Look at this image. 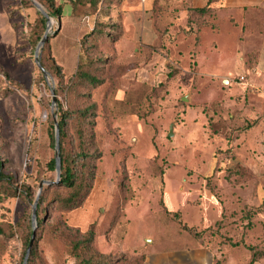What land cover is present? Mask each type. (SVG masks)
<instances>
[{
  "label": "rangeland",
  "instance_id": "1",
  "mask_svg": "<svg viewBox=\"0 0 264 264\" xmlns=\"http://www.w3.org/2000/svg\"><path fill=\"white\" fill-rule=\"evenodd\" d=\"M190 1L104 0L97 23L112 25L107 28L114 37H120L117 31H121V40L117 48L102 41L99 54L112 57L109 66L116 77H101L103 83L93 88L76 87L73 95L67 83L86 58L78 55L75 25L89 16L93 27L96 15L86 6H65L59 39L76 57L64 69L63 88H58L56 77L43 76L35 63L37 46L32 49L29 44L30 32L43 15L32 0H0V162L3 173L12 178L9 186L0 182V264H23L28 248L24 239L33 229V204L40 184L57 179L56 170L50 171L47 163L55 157L59 106L62 111L90 107L94 114L90 119L95 126L86 129L85 139L93 181L83 204L69 211L51 202L55 189L47 192L30 264H79L74 246L96 262L142 264L148 250L183 246L179 235H192L184 226H200L196 231L210 236L212 230L203 227L219 219L222 210L219 230L212 226L218 232L213 234L216 240L233 246L243 243L264 253L261 88L243 90L252 74L246 70L240 82L233 71L234 87L243 92L232 96L236 105L229 104L224 98L229 85L223 78L202 75L204 57L192 53L173 57V47L186 52L198 35L227 45L212 69L218 60L228 70L233 69V59L244 63L240 57H230L235 40L228 37L227 25L220 35L204 34L200 24L196 30L194 24L201 20L190 13ZM52 22L51 50L59 27L58 20ZM138 24L148 32L144 40L149 43L137 46L136 53L126 51ZM157 32L161 37L156 42ZM71 139L69 130L66 147L76 152L77 141ZM204 186L222 206L203 195ZM15 189L14 196L6 192ZM195 200L201 206H194ZM90 231L94 240L86 244Z\"/></svg>",
  "mask_w": 264,
  "mask_h": 264
},
{
  "label": "crops",
  "instance_id": "2",
  "mask_svg": "<svg viewBox=\"0 0 264 264\" xmlns=\"http://www.w3.org/2000/svg\"><path fill=\"white\" fill-rule=\"evenodd\" d=\"M73 1L74 0H57V2L64 7L62 18L65 13V6L68 4L73 5ZM190 3L191 7L197 9L206 6L209 7V13L206 17L208 18V24L204 26V34L206 32H211L212 34L220 35L223 25H227L229 29L227 34L228 37L232 39V41L235 40L233 42L234 46L232 47V54L230 57H240L239 61H243L244 63H239L236 59H233L230 63L233 69L228 70L221 68V61L218 60L216 63L217 65L212 69V63L219 57H223L222 51L227 45L220 40L210 42L207 40L204 41V39L197 38L198 35L193 36V41L187 46L186 52H181L180 49L176 51L177 47H173L176 51H173V57H182L183 54H186V57H191V53L194 54L195 57H204V60L202 58L204 62V71L202 75L210 78H223V82L230 86L227 87L224 97L229 104L236 105V101L232 99V96L240 94L243 92L242 89L245 90L247 87L253 89L261 88V96L264 100L262 95L264 84L260 82L264 81V0H192ZM70 15L74 16L75 14ZM62 18L59 32L52 39L51 44L54 57H59V59H57L58 62L66 69V66L72 63V57H76V54L70 52L67 45L63 44L59 39V34L63 28ZM85 19L86 18L82 19L81 22H76L75 25L79 46L80 39L93 29ZM137 32V35H134L129 41V47L126 51L132 49L133 52L136 53L139 51V47L137 46L145 47L149 43L144 40L148 32H146V30L144 31L142 25L138 24ZM154 36V41L156 40L157 42L161 37V33L157 32ZM119 41L115 44L116 48ZM79 53L80 49L78 55ZM158 54H161V56L159 55L160 57L164 56L161 49L158 50ZM155 56L158 55L156 54ZM241 57L247 58H243L242 60ZM248 58L250 59L249 61ZM249 65H252L251 69ZM246 70L252 74L250 83L246 84V87L242 89L234 87L231 74L236 72L239 79L240 76H247V73H245ZM204 188L203 195L222 206V203H220L212 192L208 190L209 188L207 189L206 186H204ZM192 203L197 207L202 204V202L198 203L197 200ZM222 215L223 210L219 219L209 226H202L203 229L214 226L215 223L222 218ZM192 227L196 229L200 226L194 225ZM183 236L184 235H179L181 241H183V246L171 250H148L142 264H249L251 260L252 251L245 247L243 243L239 246L219 244L216 241H205L202 243L197 241L191 234H189V236ZM151 247L153 248V246ZM253 264H264V256L256 260Z\"/></svg>",
  "mask_w": 264,
  "mask_h": 264
},
{
  "label": "trees",
  "instance_id": "3",
  "mask_svg": "<svg viewBox=\"0 0 264 264\" xmlns=\"http://www.w3.org/2000/svg\"><path fill=\"white\" fill-rule=\"evenodd\" d=\"M39 2L44 9L48 12V14L58 20L59 25L61 23V18L63 16V10L64 7L62 4H59L57 0H36ZM104 0H74L73 5L78 6H86L90 10V14L96 15L95 24L93 26V29L90 33L84 35L80 39V54L83 53V56L86 57L85 60L78 64L75 75L73 76V80L69 83H67V89L69 93H72L73 95L76 94V87L85 89V88H93L95 86H98L99 84H102L103 81L101 77L105 76H115L111 70V67L109 66L111 58L108 55L107 56H100L99 54V47L98 45L101 44L102 41L107 40L110 44H115L120 40L121 38V31H117L120 37L111 35L110 31H108V27H112V25L108 24H98V18L100 14L102 13V4ZM189 9L190 13L194 14L196 17L200 18L201 21L196 22L194 25H196V28L199 29L200 25L203 27L208 24V18L207 15L209 13V7L204 8H193ZM202 17H200V15ZM196 20H199V19ZM47 20L45 17L40 16L36 25L33 27V29L30 32V35L28 37L29 44L32 47V49H35L39 41L42 39L43 32L46 29ZM58 25V26H59ZM59 32V31H58ZM58 32L55 33V35L58 34ZM41 63L43 67L51 73L54 77L57 79L58 88H63V82H64V68L57 62V60L54 58V55L52 53L50 42L49 40L46 42V45L42 51L41 54ZM112 72V73H111ZM168 76L170 73L168 72ZM74 97V96H73ZM60 107V115L58 116V125L60 129V157H61V176L59 180H48L51 182V184L44 185L40 194V198L38 201V207H37V220L38 223L42 224V215L46 212L45 208V201L47 199V192L50 189H55V196L52 198L51 202H55L58 204L59 209H64L66 211L75 209L77 207H80L86 197L88 196L90 189H91V183L93 181V171L91 167L88 165L89 160L91 157L88 155L86 149H85V139L87 138L86 129L88 127H93L94 122L91 121L90 118L94 117V114L91 112V108H71L69 111H62V107ZM69 130H72L73 139L77 141V145L79 147V150L76 152L71 151V149H67V140L69 137ZM50 137L52 142L54 143V125L51 127L50 130ZM73 139H71L73 141ZM47 168L50 171L56 170V160L55 157L52 158L47 163ZM12 181L11 177L6 176L2 171V164L0 162V182H5L8 186L10 185V182ZM26 190V189H24ZM29 190H27L28 193ZM8 195H16L17 190L15 189L14 192L10 193L9 190L6 191ZM35 202V201H34ZM44 205V206H43ZM220 221L215 223V230H219ZM186 230H188L192 235L197 239V241H200L204 243L205 241H217L219 244H225V242L221 243V240H216L218 237L214 236L217 235L218 232L213 231V227L208 228L212 230L210 233V236H206L208 234H203L202 231H196L194 227H187L184 226ZM206 230V229H205ZM208 230V231H210ZM214 234V235H213ZM12 235V233H11ZM33 235V229L29 233H27L25 239H24V245L25 247L29 246V243L32 239ZM214 236V238L212 237ZM210 237V238H208ZM219 239V238H218ZM94 240V233L89 232L87 238H86V244L92 243ZM36 231H35V237L33 240L32 245V251L31 256L35 252L36 247ZM201 243V244H202ZM79 246V245H77ZM238 246V245H234ZM250 251H252V256L249 264H253L256 260L264 256V253L261 252L260 249L254 248V246H248L247 247ZM72 251L75 254V257L79 264H107L108 259H103L101 261H94L93 258H86L84 257L80 251L74 246L72 248ZM27 264H30V261H28Z\"/></svg>",
  "mask_w": 264,
  "mask_h": 264
},
{
  "label": "water",
  "instance_id": "4",
  "mask_svg": "<svg viewBox=\"0 0 264 264\" xmlns=\"http://www.w3.org/2000/svg\"><path fill=\"white\" fill-rule=\"evenodd\" d=\"M32 1H33V4L35 5V7L41 12V14L47 20L46 32H45L44 36L42 37V39L39 41L37 48L35 50V63L38 66V68L40 69V71L43 73V76L49 80V79H52V76L43 67V65L41 63V51H42L44 45L46 44V42L48 41L49 36H50V30L52 29V25H53L52 17L48 14V12L44 9V7L39 2H37L36 0H32ZM59 29H60V25L55 30V33L58 32ZM52 97H53V105H55L56 96H55V90L54 89L52 90ZM182 100L187 101V98L183 97ZM173 135H174V128H173V124H172L170 127V136H173ZM55 160H56L57 180H59L60 176H61L62 164H61V157H60V129H59V125H58V122L56 119H55ZM48 184H51V182L50 181H42L41 182L38 196H37V198L33 204V213H32L33 235H32V239L29 243V246L27 248L23 264L28 263V259L30 257L31 251H32L33 240L35 237V231H36V227H37V214L36 213H37L38 201H39L43 186L48 185Z\"/></svg>",
  "mask_w": 264,
  "mask_h": 264
},
{
  "label": "built area",
  "instance_id": "5",
  "mask_svg": "<svg viewBox=\"0 0 264 264\" xmlns=\"http://www.w3.org/2000/svg\"><path fill=\"white\" fill-rule=\"evenodd\" d=\"M87 18H88V17H86L85 21H88ZM239 80H240V82H244V80H245V76H240V77H239ZM262 95H263V97H264V91H262Z\"/></svg>",
  "mask_w": 264,
  "mask_h": 264
}]
</instances>
